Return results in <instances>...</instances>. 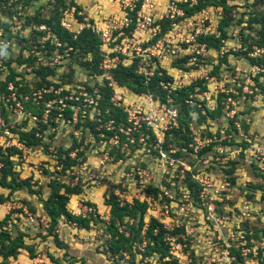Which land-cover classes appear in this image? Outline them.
<instances>
[{"label":"rangeland","instance_id":"374dc122","mask_svg":"<svg viewBox=\"0 0 264 264\" xmlns=\"http://www.w3.org/2000/svg\"><path fill=\"white\" fill-rule=\"evenodd\" d=\"M89 1L102 14L117 10L111 0ZM177 2L178 12L158 20L152 36L170 40L174 53L154 46L159 61L146 50L142 62L118 55L139 74L155 62L172 76L160 100L107 79L98 63L84 64L92 52L62 41L78 27L60 26L62 0H0V79L15 84L26 109L17 115L0 101L23 138V147H9L10 158L0 151V241L4 250L12 240L31 248L0 255V264H264V0H226L227 12L219 0ZM151 33L141 35V47ZM104 84L125 112L121 139L102 130L111 122L91 103ZM79 96L87 101L74 103ZM218 102L211 117L205 108ZM168 108L177 112L175 123ZM184 109L191 116L179 124ZM194 137L205 140L196 154ZM9 177L21 186L12 188ZM62 186L79 190L69 195L70 213L80 201L96 209L88 228L47 216L43 205ZM110 197L129 203L121 218L106 204ZM135 199L147 202L142 217ZM152 217L180 243L170 258L151 248L145 229ZM114 240L119 248L112 250Z\"/></svg>","mask_w":264,"mask_h":264},{"label":"built area","instance_id":"2783aa9c","mask_svg":"<svg viewBox=\"0 0 264 264\" xmlns=\"http://www.w3.org/2000/svg\"><path fill=\"white\" fill-rule=\"evenodd\" d=\"M64 7L61 8L62 15L59 17V24L64 29L70 30L71 23L77 24L78 27L75 32H78L83 27H88L96 34L100 44L99 49L102 54V58L99 62V66L110 74L111 68L118 63L119 53L137 56L141 58V52L150 50L152 57L158 58V50L152 51L151 48L158 46L160 52L166 54L174 53V49L169 45L170 40H166L165 43L160 38H154V33L159 30L158 20L173 16L174 12H178V0H166L165 4H159L156 0H111L116 3L117 10L115 12H108L99 15L97 18L88 17L87 14L81 10L79 0H62ZM110 1V0H109ZM44 28H48L45 27ZM151 33V40L145 47L140 46L141 35ZM170 41V42H169ZM140 54V55H139ZM145 59V58H144ZM141 58L140 62H142ZM149 70L142 72L145 81L149 79L151 75L158 70V66L153 63ZM3 67L0 63V69ZM159 73V72H158ZM107 74L106 78L112 81V77ZM141 74V73H140ZM0 83L3 85L5 93L0 87V101L8 102L10 107H13V113L22 116H26V109L24 105H21L16 93L15 84L7 79L5 76L0 79ZM162 84V82H160ZM3 103V102H2ZM169 122H176L177 112L175 109H167ZM16 120H11L5 116L2 111V105L0 103V147L5 150L6 148L15 146L23 147V140L17 132ZM205 140H201L198 137H194L192 144V150L194 154L203 148ZM218 153L225 152L224 147L217 148ZM71 213L75 216L87 217L90 214L96 215L95 209L87 202L80 201L77 206L72 208ZM165 240L170 246V252L175 253L172 249H180V243L174 242V238L166 235ZM78 262H75L77 264Z\"/></svg>","mask_w":264,"mask_h":264},{"label":"trees","instance_id":"16d2710c","mask_svg":"<svg viewBox=\"0 0 264 264\" xmlns=\"http://www.w3.org/2000/svg\"><path fill=\"white\" fill-rule=\"evenodd\" d=\"M214 1V0H213ZM218 4L222 7L224 12H227L229 9V5L226 3V0H219ZM61 13V12H60ZM56 31V30H55ZM264 31V30H263ZM57 33V34H56ZM76 37L71 38V36H65L62 38V41H66L67 43L75 46L79 45L80 47H83L84 53L92 52V58L91 60H84V64L92 63H98L100 62L102 58L101 51L99 49L100 41L96 34H94L90 28L83 27L81 30L76 32ZM55 34L60 37V33L58 31L55 32ZM82 44V46H81ZM159 72V73H158ZM111 77L119 82L120 84H125L127 86H130L135 92H147L152 91L154 94H157L159 97H161L160 100H163L166 95V90L163 89L162 83H170L172 80V76L166 74V72L163 71L161 73L159 70H156L153 75L149 77L147 81H145L142 74H139L135 72L133 69H130L128 66H125L123 64L117 63L113 68L110 70ZM109 83V82H107ZM106 84V83H105ZM103 86H98L100 92H93L92 94V100L91 103H94V106L96 109L100 110L99 115L101 116V121L104 123L110 120L111 127L112 128H106V126L102 127V130L106 132L109 135H114L116 133L118 134V138L121 139L123 134H121L119 131L120 124H123L126 121L125 118V112L118 106L112 105L109 101V97L112 93L111 86L109 84ZM87 91H92L91 87L86 85ZM85 98L82 96H79L77 101H74V103H85ZM183 105H185L183 103ZM220 105V102L217 104V108L210 110L208 108H205L206 112L209 113L211 117L216 115L218 113V107ZM217 111V112H216ZM191 116V110L184 109L179 113L178 122L179 124H182L183 122L187 121ZM86 122L91 125V127L94 125V123H97L96 120H89L86 118ZM187 126V125H186ZM21 140H23L22 137H20ZM9 148H6L3 150L0 147V151L6 155V157L10 158L11 154L7 153ZM2 176L4 179H6V175L2 173ZM3 179V180H4ZM9 179L12 181V188H15V186H18V188L21 186L19 184H14V178ZM1 182V180H0ZM3 183V181L1 182ZM63 192H60L59 187H56L54 191H52L51 195L49 196V200L45 202L43 205V209L45 210L47 216L51 219V221H56L57 218L60 216H65L69 221L75 222L77 225L88 228L89 224L91 223L93 217H95L93 214H90L87 217H81V216H75L74 214L70 213L67 208L66 204L69 200L70 194H76L79 192L78 189L69 188L68 186H62ZM90 204V203H89ZM106 204L110 206V210L113 212V214H117V218H121L123 214L129 211L127 205L128 202H124L123 205L119 206V203L115 200L114 197H110L106 200ZM134 207L137 206L138 214L140 217L143 216L146 208H147V202L146 201H140L135 199L134 200ZM96 212V209H95ZM4 220H0V225H2ZM112 225H109V229L112 232V235H116V237H122L123 234L118 232L117 229L112 230ZM155 230V231H154ZM166 229L164 227V224L160 221H158L156 218H150V221L145 229L146 236L149 237L151 242L153 243L151 245V248L158 252L160 258H170L171 252L168 249V242L165 240L164 234L167 233L168 236L173 237L170 232H165ZM117 233V234H116ZM112 243V250H115L119 248V242L117 240H114ZM5 245L2 241H0V255L3 258H6L8 256H14L20 248H24L27 250L29 254H31V248L28 247L26 244H24L22 241L17 243L16 241L12 240L10 245L6 247L4 250Z\"/></svg>","mask_w":264,"mask_h":264},{"label":"crops","instance_id":"0c3cea01","mask_svg":"<svg viewBox=\"0 0 264 264\" xmlns=\"http://www.w3.org/2000/svg\"><path fill=\"white\" fill-rule=\"evenodd\" d=\"M79 4L82 7V10L84 13H86L88 15V17H93V18H97L99 15H101L103 12L96 8V11L94 10V6L92 5V2L89 0H79ZM15 192V191H14ZM62 227V226H61ZM57 248V246L55 247ZM59 249V247H58ZM104 260V264H108V262ZM85 264H94L93 262H91V260L88 259V261H85Z\"/></svg>","mask_w":264,"mask_h":264},{"label":"clouds","instance_id":"9594fccd","mask_svg":"<svg viewBox=\"0 0 264 264\" xmlns=\"http://www.w3.org/2000/svg\"><path fill=\"white\" fill-rule=\"evenodd\" d=\"M0 54H2V51H0Z\"/></svg>","mask_w":264,"mask_h":264}]
</instances>
